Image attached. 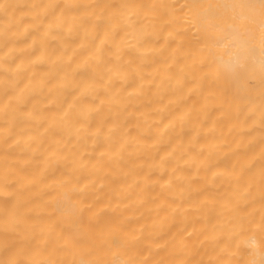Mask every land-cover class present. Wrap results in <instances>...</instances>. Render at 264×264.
Instances as JSON below:
<instances>
[{"label":"bare ground","instance_id":"6f19581e","mask_svg":"<svg viewBox=\"0 0 264 264\" xmlns=\"http://www.w3.org/2000/svg\"><path fill=\"white\" fill-rule=\"evenodd\" d=\"M0 5V264H264V0Z\"/></svg>","mask_w":264,"mask_h":264},{"label":"clouds","instance_id":"9594fccd","mask_svg":"<svg viewBox=\"0 0 264 264\" xmlns=\"http://www.w3.org/2000/svg\"><path fill=\"white\" fill-rule=\"evenodd\" d=\"M0 7H3V5H0ZM56 37H53V39H55ZM5 59H11V55L10 53H5L3 55H0V62H2ZM15 71V70H13Z\"/></svg>","mask_w":264,"mask_h":264}]
</instances>
